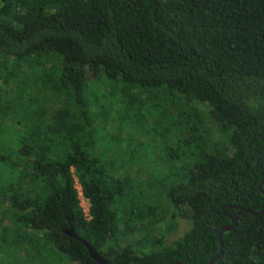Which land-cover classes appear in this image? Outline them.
<instances>
[{
    "label": "trees",
    "instance_id": "1",
    "mask_svg": "<svg viewBox=\"0 0 264 264\" xmlns=\"http://www.w3.org/2000/svg\"><path fill=\"white\" fill-rule=\"evenodd\" d=\"M262 182L264 0H0V264H264Z\"/></svg>",
    "mask_w": 264,
    "mask_h": 264
},
{
    "label": "water",
    "instance_id": "2",
    "mask_svg": "<svg viewBox=\"0 0 264 264\" xmlns=\"http://www.w3.org/2000/svg\"><path fill=\"white\" fill-rule=\"evenodd\" d=\"M264 185V182H262L259 186H258V190L264 195V191L262 189V186ZM246 212H248L249 214L251 215H262L264 214V208L259 211V212H251L249 210H245ZM230 220H231V224L230 226H225L223 228H221V230L219 231V234H218V243H219V251L218 253L209 261L208 264H214L215 261L221 256L222 254V234L224 232H227V231H230L232 230L233 228L236 227V220L234 217L230 216L229 217ZM66 221H67V224H68V227L63 230V234L67 237V238H70V239H74L78 242H80L81 244H83V246L85 247V249L87 250L88 252V255L89 257L96 263V264H110L106 259H104L103 257H101L94 249L93 247L91 246L90 243H88L87 241L85 240H82L81 238H79L77 236V234L75 233L73 227H72V224L70 222V219L68 217H66ZM183 264V263H181Z\"/></svg>",
    "mask_w": 264,
    "mask_h": 264
},
{
    "label": "rangeland",
    "instance_id": "3",
    "mask_svg": "<svg viewBox=\"0 0 264 264\" xmlns=\"http://www.w3.org/2000/svg\"><path fill=\"white\" fill-rule=\"evenodd\" d=\"M207 126H209L210 128L213 129V126L211 124V122L207 124ZM138 141H140L141 143V140L142 141H147V139L143 136V137H138ZM135 141V140H133ZM138 142L136 141L135 144H137ZM144 143V142H142ZM79 199H80V205L83 208L87 207V201L81 196V194L79 195ZM189 226H190V223H189V220H188V214H187V211L186 210H182L180 211V214L179 216H177V219H176V229L175 231L173 232V234H170L168 236L165 237V240H166V244L170 243L171 241L173 240H176L178 239L179 237H181L183 235V233L185 231H187L189 229ZM157 234L159 233H163V226H161V231L158 229L156 231Z\"/></svg>",
    "mask_w": 264,
    "mask_h": 264
},
{
    "label": "built area",
    "instance_id": "4",
    "mask_svg": "<svg viewBox=\"0 0 264 264\" xmlns=\"http://www.w3.org/2000/svg\"><path fill=\"white\" fill-rule=\"evenodd\" d=\"M77 190H78L79 195H80L81 193H80V188H79L78 185H77ZM86 201H87V200H86ZM87 203H88V201H87ZM81 208H82V207H81ZM82 210H83V213H84L85 217H86V218H89V204H87V207L83 208Z\"/></svg>",
    "mask_w": 264,
    "mask_h": 264
}]
</instances>
